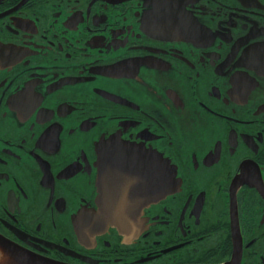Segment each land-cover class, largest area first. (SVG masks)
Segmentation results:
<instances>
[{"label":"flooded vegetation","instance_id":"flooded-vegetation-1","mask_svg":"<svg viewBox=\"0 0 264 264\" xmlns=\"http://www.w3.org/2000/svg\"><path fill=\"white\" fill-rule=\"evenodd\" d=\"M0 242L264 264V0H0Z\"/></svg>","mask_w":264,"mask_h":264},{"label":"water","instance_id":"water-1","mask_svg":"<svg viewBox=\"0 0 264 264\" xmlns=\"http://www.w3.org/2000/svg\"><path fill=\"white\" fill-rule=\"evenodd\" d=\"M146 182H149L148 180H145ZM156 196H151L150 198L148 197L149 195H145L144 196V203H147V201H149V200H151V199H154V201L156 200V199H159L160 197H162L163 195H157V194H155ZM105 199H106V196H104V198H103V205H105ZM101 212H102V214H104V216H109L110 214H111V211L109 210V209H107V210H105L104 208H102L101 209ZM115 213H118V212H116V211H114V212H112V214H115ZM1 244H2V242H0ZM43 264H44V262H43ZM227 264H238L237 262H231V263H227Z\"/></svg>","mask_w":264,"mask_h":264}]
</instances>
